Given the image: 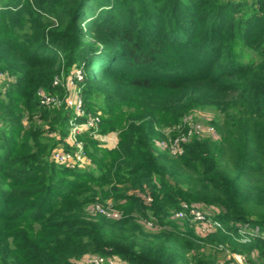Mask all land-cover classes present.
<instances>
[{
	"label": "trees",
	"instance_id": "obj_1",
	"mask_svg": "<svg viewBox=\"0 0 264 264\" xmlns=\"http://www.w3.org/2000/svg\"><path fill=\"white\" fill-rule=\"evenodd\" d=\"M76 69L83 116L64 98ZM0 71V264H217L224 249L264 264V0H0ZM155 90L165 116L207 110L214 130L172 154ZM98 110L116 146L87 130L91 164L56 163L69 122ZM109 199L119 218L99 212ZM184 203L221 228L176 219Z\"/></svg>",
	"mask_w": 264,
	"mask_h": 264
},
{
	"label": "rangeland",
	"instance_id": "obj_2",
	"mask_svg": "<svg viewBox=\"0 0 264 264\" xmlns=\"http://www.w3.org/2000/svg\"><path fill=\"white\" fill-rule=\"evenodd\" d=\"M76 70H79V69H76ZM79 71L81 73V70H79ZM62 84L65 85V83H62ZM62 87H64V86H62ZM65 90H66V95L64 98H67L70 95L73 98L80 96V98L78 100L80 102L81 107L83 106V102L81 99V94H80L79 88L75 85V83H74V85H71L69 87H66V85H65ZM151 91H154V89ZM162 95H164V92L162 90H155L154 93L150 92L148 95H146V98H145V101H148L149 103L153 102L154 107L158 108L157 112L155 113L156 120H154V138L156 140H159V142L162 141L160 143L171 145L176 140L186 139L188 137H193V136H196L199 139H204L211 134L212 130H214V127L211 125L212 114L207 110H205V111L204 110H197L196 112L192 113L188 119L184 120L183 123L176 122V121L174 122L173 119L165 116V114H164L165 112L163 110L165 107L163 106L162 100L160 98V97H162ZM54 96H55V98H54V101L51 100L52 101L51 105H53V107H59V105L62 104L63 99H61L58 95L57 96L54 95ZM96 101H98V100H95V102ZM67 107L71 108L73 113L76 112V109H74L71 105H67ZM135 109L137 110L136 107H135ZM140 111H142V110H140ZM83 115H84V112H83ZM83 115H81V116H83ZM89 116L97 117L99 119L97 126H96V131L95 130L90 131L91 132L90 137L92 139H95L99 143V145H101L103 148L107 147V148L112 149L113 147H115L117 140H118V130L116 129L115 131H111V132L108 131L104 134L100 133L99 131L101 129H100L99 123H100L101 118H102V121H107L108 119L105 118V115H102L100 110H98L94 114L93 113L87 114L85 120ZM104 128L107 131L108 127L106 126ZM104 128H102V129H104ZM84 131L85 130L79 132V134L74 136L73 141L75 140V143H77L76 145L81 146L83 153H84V156L86 158L87 166H88L91 164L90 159H92V158L91 157L89 158L87 156V154H85L84 143L88 142L89 140L86 139V136L79 138L81 136V134L84 133ZM67 135H68V132H67ZM67 135L65 136V141H66L67 145L69 146L68 151H73L75 149L76 145L74 143V145H75L74 146L73 144H71L67 140ZM62 150H64V149H62ZM107 202H108V204L105 205L104 207H99L100 209H102L104 211H99V212L102 214H103V212H105L106 215L110 216V214H111L112 217L119 218L121 216V214L123 213L124 208L116 206L115 203L110 202V199L107 200ZM113 214L117 215V216H113ZM188 220L192 221L191 219H188ZM242 232L245 233L244 231H242ZM242 240L246 241L249 239H248V237H245ZM105 258L107 259L108 257H105ZM216 259H217V264H225L226 261H230V260L234 261L233 264H246L245 259H247V256L241 255L238 253H231L229 250L224 249V250H220L216 254ZM121 261H123V260H121ZM181 264H185V263H181Z\"/></svg>",
	"mask_w": 264,
	"mask_h": 264
},
{
	"label": "built area",
	"instance_id": "obj_3",
	"mask_svg": "<svg viewBox=\"0 0 264 264\" xmlns=\"http://www.w3.org/2000/svg\"><path fill=\"white\" fill-rule=\"evenodd\" d=\"M81 79V73L79 70H75L71 75L65 78V85L69 87L74 85L75 81ZM11 81L8 74L6 72L0 71V82L4 83L6 87L8 83ZM61 80H55L54 85L60 84ZM55 96L50 94H40V105L48 106L51 105L52 101H54ZM80 96L73 98L71 95L66 98V105H71L74 109H76L75 115L81 116L83 115V109L80 105L79 99ZM52 100V101H51ZM99 119L97 117L89 116L86 120L78 122L76 119H72L69 123L67 140L74 145L75 140L74 136L79 134V132L85 130L96 131V126ZM180 140H176L173 144L167 145L162 143L161 145L164 147H168L169 151L172 154L177 155L182 153V149L179 146ZM77 143H75L76 145ZM74 145V146H75ZM52 159L60 164L70 168H84L87 166L86 158L84 156L83 150L80 145H76L73 151L62 150L61 148H57L52 152ZM113 216H117L114 215ZM176 219H191L193 222L201 223L202 225L211 224L213 228H221V225L217 221H211L207 218V211L195 206H190L184 203L180 210L176 211L174 214ZM109 258V259H108ZM101 257L98 255H88L83 257L80 260L75 261V264H128L126 261H121L114 259L112 257Z\"/></svg>",
	"mask_w": 264,
	"mask_h": 264
}]
</instances>
